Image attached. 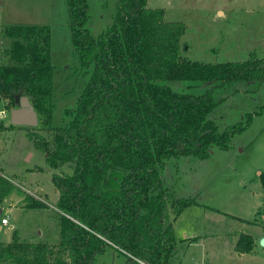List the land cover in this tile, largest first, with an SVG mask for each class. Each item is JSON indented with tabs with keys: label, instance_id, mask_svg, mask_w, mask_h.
I'll use <instances>...</instances> for the list:
<instances>
[{
	"label": "trees",
	"instance_id": "16d2710c",
	"mask_svg": "<svg viewBox=\"0 0 264 264\" xmlns=\"http://www.w3.org/2000/svg\"><path fill=\"white\" fill-rule=\"evenodd\" d=\"M66 3L81 67L93 71L76 107L66 111L65 126L50 125L49 26L21 23L2 30L11 43L0 51V100L10 110L28 96L50 133L22 127L30 130L51 167L71 171L53 174L61 211L59 243L24 241L16 234L0 242V255L12 264H95L112 246L133 260L168 264L177 241L172 224L163 222L167 198L174 197L176 213L198 202L168 192L163 168L173 157L203 160L212 146L230 148L253 113L246 123L222 129L211 118L218 106L214 91L240 81L263 83L264 56L215 63L190 59L182 43L186 25L167 20L166 10L148 6V0H117L112 26L94 36L87 27V0ZM173 80L208 87L201 94L180 92L170 86ZM260 180L264 187V172ZM9 184L0 173V205ZM25 198L26 206H47L28 193ZM255 243L251 234L242 233L235 249L250 252Z\"/></svg>",
	"mask_w": 264,
	"mask_h": 264
},
{
	"label": "rangeland",
	"instance_id": "374dc122",
	"mask_svg": "<svg viewBox=\"0 0 264 264\" xmlns=\"http://www.w3.org/2000/svg\"><path fill=\"white\" fill-rule=\"evenodd\" d=\"M87 27L94 36L112 26L117 0H87ZM148 6L164 8L166 18L186 25L184 54L202 62L244 61L264 56V0H148ZM66 0H0V48L11 40L2 35L13 24L49 26L51 31L53 111L51 127L69 122L93 67H81L74 48ZM1 58V57H0ZM196 83V82H194ZM180 92L201 94L207 84L173 80ZM218 106L212 112L223 129L253 113L250 124L237 133L228 149L212 146L209 157H173L163 168L164 185L175 197L193 198L198 203L176 213L169 197L164 224L171 223L176 247L168 264H264V82L240 81L214 91ZM2 111H6L2 117ZM41 121V119H40ZM0 173L10 183V192L0 205V242L14 236L24 241L57 244L60 241L58 198L53 184L55 172H70L49 165L44 153L29 136V129L10 123V112L0 100ZM41 123V122H40ZM38 125V133H50V125ZM42 126V127H41ZM44 128V129H43ZM34 130V129H33ZM32 130V131H33ZM27 193L40 199L43 208L26 206ZM8 217V223L1 219ZM242 233L251 234L250 252L235 249ZM0 264H12L0 255ZM95 264H148L133 260L108 246Z\"/></svg>",
	"mask_w": 264,
	"mask_h": 264
},
{
	"label": "water",
	"instance_id": "95a60500",
	"mask_svg": "<svg viewBox=\"0 0 264 264\" xmlns=\"http://www.w3.org/2000/svg\"><path fill=\"white\" fill-rule=\"evenodd\" d=\"M10 123L16 126L36 127L40 117L28 96H22L18 105L9 110ZM1 212V209H0ZM264 246V237L261 239Z\"/></svg>",
	"mask_w": 264,
	"mask_h": 264
},
{
	"label": "built area",
	"instance_id": "2783aa9c",
	"mask_svg": "<svg viewBox=\"0 0 264 264\" xmlns=\"http://www.w3.org/2000/svg\"><path fill=\"white\" fill-rule=\"evenodd\" d=\"M5 114H6V111H2V117H4ZM1 221H2L3 224H7L8 223V217H3L1 219Z\"/></svg>",
	"mask_w": 264,
	"mask_h": 264
},
{
	"label": "crops",
	"instance_id": "0c3cea01",
	"mask_svg": "<svg viewBox=\"0 0 264 264\" xmlns=\"http://www.w3.org/2000/svg\"><path fill=\"white\" fill-rule=\"evenodd\" d=\"M1 44V43H0ZM1 47V46H0ZM3 48H0V51L2 50Z\"/></svg>",
	"mask_w": 264,
	"mask_h": 264
}]
</instances>
